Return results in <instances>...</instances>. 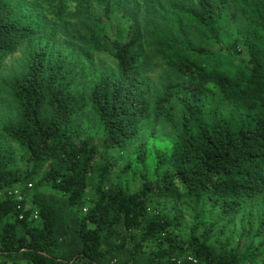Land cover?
Returning a JSON list of instances; mask_svg holds the SVG:
<instances>
[{"label": "trees", "instance_id": "obj_1", "mask_svg": "<svg viewBox=\"0 0 264 264\" xmlns=\"http://www.w3.org/2000/svg\"><path fill=\"white\" fill-rule=\"evenodd\" d=\"M234 1L227 14L224 0H169L206 41L183 37L178 49L154 35L175 74L157 93L140 71L138 28L108 35L84 8L100 35L86 29L80 41L103 50L106 39L115 67L82 95L72 85L78 58L54 37H78L61 22L63 5L48 27L41 0H0V66L41 38L10 79L14 114L0 121V264H264V0ZM237 15L224 46L236 63L204 66L196 56L212 53ZM86 104L99 144L84 133ZM151 117L172 136L138 141L118 164Z\"/></svg>", "mask_w": 264, "mask_h": 264}, {"label": "rangeland", "instance_id": "obj_2", "mask_svg": "<svg viewBox=\"0 0 264 264\" xmlns=\"http://www.w3.org/2000/svg\"><path fill=\"white\" fill-rule=\"evenodd\" d=\"M183 1L192 3L195 0ZM224 2L226 3L227 14L232 10L236 11L237 7L234 0H224ZM41 3L43 19L46 20L48 27L52 24V18H56L55 8L61 4L64 9V17L60 21L78 35L74 39L66 38L57 29L54 37L60 45L68 51L71 50L70 52L78 58V67L72 85L73 90L82 93V95H86L90 82L99 69L112 70L115 67V62L108 53L109 45L106 39L98 37L99 45L103 50L88 49L80 41L79 37L84 35L86 29L93 30L97 36L100 35L98 25L93 26L92 20L90 21L84 12H81L84 8L90 15L101 17L103 28L108 35L115 32L121 34L131 23L138 28L140 32L139 47L142 55L140 71L149 82L153 93L159 91L165 79L175 77L173 71L163 64L153 50L155 34H161L178 49L183 47V37L196 45H203L206 41L204 32L189 19L180 16L168 7L169 0H41ZM102 4L108 10L106 17L102 14ZM229 19V17L226 19L225 27L220 35L222 43L212 45V53L196 56L204 66L226 70L236 63L235 57L228 56L224 46L240 22V17L237 15L233 21H229ZM40 40V37L24 40L18 44L12 53L3 58L0 66V121L14 114V105L9 93L10 79L20 71L27 49ZM240 56L243 57V54L241 53ZM80 120L84 126V133L89 134L99 144L100 126L95 116L88 109L87 104L82 110ZM171 136L172 129L169 126L161 122L160 119L154 120L151 117L140 125L135 140L128 144V147L122 152V157L117 158L118 164L126 158L128 152L138 141H145L147 145H150L151 142L163 141ZM254 204H247L244 214L250 213V216L256 217L258 210L257 204Z\"/></svg>", "mask_w": 264, "mask_h": 264}]
</instances>
